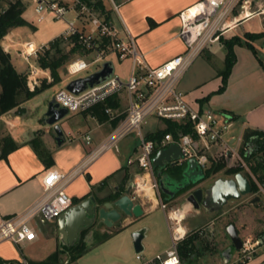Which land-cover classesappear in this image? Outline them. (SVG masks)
<instances>
[{
  "label": "crops",
  "instance_id": "obj_1",
  "mask_svg": "<svg viewBox=\"0 0 264 264\" xmlns=\"http://www.w3.org/2000/svg\"><path fill=\"white\" fill-rule=\"evenodd\" d=\"M11 1L12 0H8L6 5L8 6ZM62 1L64 3H69V0ZM100 1H102L104 5V9L97 6L100 14L111 19L116 24L112 15L110 3L105 0ZM199 1L200 0H119L120 11L118 15L121 24L117 26L122 36H126L129 31L135 37L138 52L143 55L144 60L149 65L156 66L185 51L186 42L184 37L180 34L182 28L180 13ZM258 1L259 0H252L246 8H243V4L237 6L226 19L227 28L222 33V39L212 43L217 44L233 36H239L243 40L251 42L258 51V55H256L253 50L246 45H235L234 50L237 55V61L233 66L225 91L216 93L222 84L220 70L212 74L214 76L209 75L204 77L203 73L199 72L196 68L192 69L195 63L202 58V53L205 49L183 74L177 85L178 89L184 93L186 100L195 108H200L201 110L212 109L219 113H225L227 116L231 117L232 126L228 129L225 136L230 141L235 137H242L239 143L240 148L243 147V136L246 129H258L264 132V36L255 40H250L247 37V33L263 32L264 28L259 31H252L246 28L243 30L239 29L255 16H262L264 21V9L255 10L252 6L253 2H256L255 4L260 6L259 8L263 7ZM70 13H73V16L68 18V14ZM68 14L66 16L67 19L74 20L78 27L84 31L89 30V22L86 17L79 16L76 10H70ZM19 27L20 26H17L11 29L8 34L4 36L1 41L2 47L6 52L10 53L12 62L19 72L28 76L32 67L38 69V79L35 87H40L44 83L48 85L52 81L50 70L44 69L39 66V64H36V62H33V59H36L37 56H30L27 60L20 54L22 44L28 41L22 42L17 38V29ZM66 27L58 32L53 39L62 36ZM46 45L48 47V44ZM71 45L74 46L75 41H73ZM17 46L19 47L17 48ZM19 48L20 50H18ZM85 50L86 54L80 52L76 53L71 61L78 58L90 61L95 55V52L87 49ZM109 56L115 57L118 61L126 62L124 71L117 73L115 63L111 60L115 66V73L120 75L124 80H127L133 64L132 57L128 56L124 59H120L114 52H110L108 54V57ZM67 73V76L61 75L62 81L55 84L58 86V89L66 87V85L75 78L83 77L79 75L72 76L69 72ZM28 85L31 90L35 88H32L29 82ZM52 86H49L31 99L23 102L21 105L23 108L22 113L18 112L15 108L0 116V126L2 125L0 128V143L4 136L11 135L19 144V147L11 151L7 158L0 159V222L3 218L25 211L42 196V180L47 171L58 169L68 173L88 161L83 172L67 185V192L73 199L82 200L89 196H95L101 201L120 189H124L122 192L123 194L129 184H132L134 181H140L142 185V190L139 192L140 194L137 195L135 191H132L131 195H134L136 202L142 204L144 214L140 217H128L125 215L123 219L117 222L113 227L102 224L103 227L100 229H93L92 235H85V241L88 244L86 253L87 251L98 250V248L103 247L105 251L107 250L108 256L109 254L114 256L116 264H122L125 253H135L132 232L142 229L144 230L145 236L143 238L144 249L141 253L146 259H150L156 254L164 252L171 245L173 235L171 225L175 220L172 216V212L178 210L180 225L185 229V232L181 233L184 234L183 239L188 235L196 233L199 240L201 239L204 243L201 244L199 240L197 241L198 251L188 263H195V258L200 256L199 248L201 246H203L204 249H209V239H207V237L209 238L210 236L199 235V232H203L202 229H204L205 226H209L211 230L212 235L210 238L217 240V242L223 241L221 247L216 245L211 248V253L215 255L213 264H224V261L236 257L238 249L236 254H234L233 247L231 246L232 240L228 233L227 235L225 234V236L216 233V230L224 226L222 223L214 225L219 216L213 218L211 221H205L203 219L204 213L207 212L206 214H208L212 212L211 208L205 207V212L202 207L197 209L187 200H183L182 203L179 204L178 200L180 197L174 198L171 195L164 196L161 192L162 195H160L159 191L153 187L154 196L147 195L146 189L144 188L148 180L146 176L142 178V169L138 166L136 161L141 151L140 140L139 142L136 140L137 135H127L119 141L122 142L120 145L118 143V147L115 148V150H108L101 153L96 158L89 160L91 152L110 135L115 126L112 120H97L98 118L95 117L90 110H86L69 113H85L86 115L83 114L85 119L88 120V118H91L96 124L92 126L88 124L87 121L86 123L82 122L80 125L72 126L69 122L64 121V125L61 124V126L65 133V140L62 144H59L56 140L53 126L47 123L43 114L44 111L41 106H39V101L36 100L39 95ZM208 96L210 98L205 100ZM108 100L113 103L116 102L118 106L108 105L106 108L109 107L117 115L126 113L129 105V94L126 89L111 95L103 102ZM154 116L162 121V127L148 130L144 134L146 136L167 127L166 119H162L156 115ZM148 118L149 117H147V119ZM147 119L143 123L147 122ZM237 121L241 122V131L239 134H236L234 130ZM88 136L91 138L90 143H87ZM36 139L40 146L33 145L32 141ZM45 151L49 152L51 155L48 162L45 161L39 153L45 154ZM111 174L113 175L109 177ZM261 174L262 173L259 172V174L255 175L259 179ZM219 176L228 177L224 172L219 173ZM107 177H109L107 183L103 184V181ZM253 194L254 193H252V199L256 196H260V194ZM160 197L167 203L166 209L161 207L159 201ZM259 201L256 202L259 203ZM256 202H251L250 204L255 205ZM159 208L163 210V219L161 215H159V219H152V214ZM225 214L223 213V215ZM231 223L233 222H229V224ZM236 225L237 224H235V226ZM103 234H108L109 237L106 240L99 241L98 236H102ZM262 235L263 234H260L255 238V240H260V243L255 245L254 250H256L257 253H255L252 260L253 264H264V257L259 255L264 249V238ZM156 236H162L163 239H167V242L162 247L154 249V237ZM117 237L121 239V243L118 245L111 243V245H109V242H112ZM88 242L92 245L90 246ZM62 244L58 219L53 222L39 223L37 226V237L32 241L15 243L7 240L0 242V264H23V261L28 259L35 261L43 260L59 247L63 248ZM111 259H113V257ZM111 259H109L110 263L112 262ZM186 261H188V259H181V264H187ZM66 263L68 264V262Z\"/></svg>",
  "mask_w": 264,
  "mask_h": 264
},
{
  "label": "built area",
  "instance_id": "obj_2",
  "mask_svg": "<svg viewBox=\"0 0 264 264\" xmlns=\"http://www.w3.org/2000/svg\"><path fill=\"white\" fill-rule=\"evenodd\" d=\"M7 1L0 0V14L6 11ZM32 1L39 22L45 20L48 14L58 19H64L67 22V27L62 36L76 37L77 43L85 49L95 52L91 61L83 58L71 61L68 65L70 75L77 76L92 65L106 61L110 52L116 53L120 59L128 56L133 59L127 80L114 73L106 81L90 86L80 93H73L63 87L54 96L60 106L66 107L69 112H81L89 110L123 89L127 90L129 105L125 117L118 122L110 135L91 152L89 160L103 152L117 148L121 139L135 131L141 143V151L136 161L142 169V178L149 175L152 187L158 191H160L159 183L156 179L152 158L159 148L176 142L181 147L183 155L180 161L195 157L200 167L205 171L213 162L221 159L226 160L229 165L240 166L243 171L249 173L257 185V190L252 191L253 195L264 194L263 184L241 153L239 143L242 137H235L230 141L225 136L232 126L231 117L212 109L195 108L186 100L184 93L177 86L183 74L206 46L220 39L227 28L226 19L235 8L242 4L243 8H246L252 0H200L181 11L180 34L185 39L186 49L183 53L156 66H151L144 60L143 55L138 52L135 37L129 31L126 36H122L118 26L111 19L100 14L96 4L97 0H69V3H64L62 0ZM105 1H108L119 13L120 3L117 0ZM70 10H76L79 16L88 19V31L78 27L74 20L67 19L66 16ZM46 48V44L38 46L34 42L28 41L22 44L20 54L28 60L30 56L38 57ZM37 71L36 67H32L28 75V82L32 88L35 87L38 79ZM105 110L110 120L118 116L109 107ZM150 115L190 126L192 130L186 133L180 132L178 137L167 133L160 142L147 139L141 127ZM90 140L91 138L88 136L87 143H90ZM87 163L88 161L68 173L58 169L47 171L42 180V196L25 211L1 220L0 242L7 240L15 243L32 241L37 237L39 223L56 221L74 204L73 198L67 192V185L83 172ZM132 186V191H135L137 195L140 194L139 192L142 190L140 181H134ZM132 197L134 198V195ZM159 201L161 207L166 209L167 203L161 197ZM174 212L178 213V210H174ZM174 221L175 223L171 225L173 229L171 245L164 252L158 253L150 259L143 257L142 253H137L138 264H181L179 243L184 234L177 231V224L180 223V220L177 218ZM259 243L260 240H243L241 250L244 252V256L240 262L244 264L247 259H250L251 250H254L255 245ZM23 264H29L28 260H24Z\"/></svg>",
  "mask_w": 264,
  "mask_h": 264
},
{
  "label": "trees",
  "instance_id": "obj_3",
  "mask_svg": "<svg viewBox=\"0 0 264 264\" xmlns=\"http://www.w3.org/2000/svg\"><path fill=\"white\" fill-rule=\"evenodd\" d=\"M96 4L99 8L104 9L102 1L99 0L96 2ZM24 11L25 4L22 0H12L7 6L6 11L0 14V116L15 108L18 112L22 113L23 108L21 107V105L23 102L31 99L49 86L62 81V73H60V68L66 63H69L74 58V55L76 53L80 52L82 54H86L85 48L81 44L76 42V37H56L55 39L50 41L46 50L38 56L39 66L44 69L50 70L52 81L48 85L44 83L42 86L35 87L33 90H31L28 85V76L17 70L12 62L10 53L6 52L1 44L4 36L7 35L11 29L28 23V21L23 16ZM263 36L264 31L259 33H247V37L250 40H255ZM220 39H222V35L220 36ZM73 41H75V45L72 46L69 50H66L64 44L67 42L72 43ZM224 42L226 43L228 49L226 55V68L221 72L222 84L216 91V93H222L227 87L229 76L235 62L237 61V55L234 50L235 45H246L251 48L256 55H258V51L254 47V45L249 41L243 40L239 36H233L232 38L225 39ZM209 98L210 97L208 96L205 100H208ZM108 105L118 106L116 102L113 103L108 100L106 102H101L93 106L89 110L99 120H106L109 119V115L105 110L106 106ZM125 115L126 113H121L115 119H113L112 122L114 126H116L118 122L123 117H125ZM166 123V128L151 133L147 135L146 138L160 142L167 133H172L175 137H178L180 132L186 133L192 130L190 126L178 124L170 120H166ZM32 143L34 146H40L37 139L33 140ZM18 147L19 144L13 139L11 135L4 136L2 138V142L0 143V159L7 158L8 154ZM39 153L45 161L48 162L50 160L51 155L49 152L45 151V154L41 152ZM241 153L244 155L246 161L250 164L251 170L256 175L259 174V172L262 173L259 176V180L264 185V159H261L264 156V132L258 129H246L243 136V147L241 148ZM170 169L175 174H179L181 172L180 166L171 167ZM240 171L243 172V168H241L240 166L229 165L226 160L221 159L213 162L212 165L205 170V173L206 178H210L212 176H218L221 172H224L226 175H232ZM113 174H111L109 177H111ZM109 177H107L103 181V184L107 183ZM250 180L254 192L257 190V185L251 179V177ZM123 191L124 189H120L108 195L101 201L119 197L120 195H122ZM73 201L74 203H78L81 200L73 199ZM85 235L86 232L84 231L80 240L75 245L67 246L62 244L63 248L59 247L47 258L39 261L28 259V262L29 264H63L62 255L66 252L70 253L72 255V259L76 261L86 252L88 248V245L85 241ZM108 237V234H103L102 236H98V240H106ZM198 240L199 237L195 233L186 236L179 243V252L181 255V259L190 260L195 255V253L198 251ZM199 241L201 244H203L201 239Z\"/></svg>",
  "mask_w": 264,
  "mask_h": 264
},
{
  "label": "water",
  "instance_id": "obj_4",
  "mask_svg": "<svg viewBox=\"0 0 264 264\" xmlns=\"http://www.w3.org/2000/svg\"><path fill=\"white\" fill-rule=\"evenodd\" d=\"M115 73L113 61L107 60L103 66L89 75L78 77L71 80L66 88L73 93H80L90 86L100 84L111 78ZM69 113L66 107H61L55 97L50 101L48 110L45 113L46 121L53 126L56 140L62 144L65 140V133L60 121ZM181 147L176 142H171L166 147L159 148L152 163L157 175L160 178V185L164 182L175 189L177 192H183L185 199L192 203L195 208H211L210 204H217L216 209L223 208L230 200L241 199L252 193L253 188L250 179L243 173L237 172L228 177L218 176L206 189L200 186V182L207 181L205 171L200 167L195 157L185 161ZM264 159V158H263ZM180 166L181 172L175 174L170 168ZM133 186L129 184L125 192L119 197L106 201H99L95 196H89L78 203H74L67 211L58 218L60 240L64 245H75L79 240L81 233L92 225L104 224L113 227L120 222L126 215L128 217H140L144 214L141 203L136 202L132 197ZM176 192L172 193V197ZM260 196L252 199V203L259 201ZM227 233L230 236L236 249L243 247V239L235 224L227 226ZM93 234L90 230L86 236ZM144 230H135L132 232L133 245L136 253H141L144 249L143 238Z\"/></svg>",
  "mask_w": 264,
  "mask_h": 264
},
{
  "label": "rangeland",
  "instance_id": "obj_5",
  "mask_svg": "<svg viewBox=\"0 0 264 264\" xmlns=\"http://www.w3.org/2000/svg\"><path fill=\"white\" fill-rule=\"evenodd\" d=\"M25 3V12H24V16L27 19L28 23L25 25H21L17 31H18V39L23 41H34L38 46L42 45V44H49L50 41L53 40V37L60 32L62 29H64V27L67 26V23L64 19H58L55 18L53 15L48 14L45 18V20L39 22L37 20V13L35 12L34 9V3L32 0H23ZM119 2V0H117ZM260 5H262L263 7L259 8V5H256V2H253L252 6L254 7L253 9L255 10H261L264 9V0H259L258 1ZM109 3V2H108ZM110 8L112 10V15L114 18V21L116 22V25H120V18L118 13L113 9V7L110 4ZM73 16V13L68 14V18H71ZM249 29V30H263L264 28V21L262 19V16H255L253 17L251 20H249L248 22H246V24L244 26H241L239 29L243 30V29ZM66 50H69L72 45L71 43L67 42L64 44ZM19 46H17L18 48ZM20 50V48L18 49ZM227 45L225 42H218L217 44H208L204 50V52L202 53V60H198L195 65L192 67V69H197L199 72L203 73L204 77L206 76H214L212 74H215V72L217 71H223L226 68V55H227ZM75 56V55H74ZM95 56V55H94ZM93 56V58H94ZM92 60V58H91ZM90 60V61H91ZM107 60H113L116 66V72L117 73H121L124 71V69L126 68V62L123 61H118L115 57L113 56H109L107 57ZM33 62H36V64L38 63V57H36V59H33ZM105 61H101L97 64L92 65L88 70L83 71L82 73L79 74V76H86L87 74H90L96 70H98L99 68H101L103 66ZM68 64L66 63L64 66H62L60 68V73H62V75L67 76V72H68ZM191 69V70H192ZM61 82V81H60ZM59 83V82H58ZM57 84V83H56ZM58 86H56L55 84L50 87L47 91H45L44 93H42L41 95H39L36 100L39 101V106H41L42 110L44 111L43 114L45 116L46 111L48 110V105L50 103V101L54 98L56 92L58 91ZM193 106V105H192ZM42 114V115H43ZM85 114V113H83ZM79 113V114H74V113H68V115H66L61 121L60 124L64 125V121L69 122L72 126H77L80 125L82 122H87L90 125H95L96 122L94 120H92L91 118H88V120L85 119V116ZM86 115V114H85ZM99 120V119H97ZM2 127V125L0 126V128ZM159 127H162V121H160L158 118H156L154 115L149 116V118L147 119V122L142 123V127L141 130L143 132V134H145L148 130H154L157 129ZM234 130L236 132V134H239L241 131V122L237 121L235 126H234ZM129 135H137L136 132L134 131L133 133L129 134ZM128 135V136H129ZM136 140L139 142V136H136ZM122 142V141H121ZM121 142H119V145L121 144ZM113 150H115V148H113ZM248 163V162H247ZM243 173H245V175L250 179V175L248 172L243 171ZM219 176V175H218ZM216 176H212L210 177L207 181H204L202 183V185L207 189L210 184L214 181V178ZM253 180V179H252ZM254 181V180H253ZM160 193V191H159ZM160 195H162L160 193ZM260 196L262 197L261 200L254 204H250L251 203V197H252V193L244 196L241 199H233L230 200L223 208L220 209H216L217 206L215 207H211V211L210 213L206 214V208L202 207V209L206 212L204 213V220L205 221H211L213 218H216L217 216L218 219L215 222L216 224L214 225H218V223H222L224 226L222 228H219L218 230H216V233L220 234V235H227V231L226 228L229 224V222H233L235 224H237V228L238 231L240 232V236L243 240H247V239H251L252 241H255V238H257L260 234H263V238H264V194L260 193ZM183 200L185 199V195L180 196L178 203L181 204ZM223 213L225 215H223ZM159 215L162 216L163 219V210L162 208H159L154 214H152V219H159ZM175 223V221L173 222V224ZM227 223V224H226ZM96 227V228H95ZM101 227H103L102 224H99L97 226L92 227L90 230L93 229H100ZM220 227V226H219ZM206 228V229H205ZM94 231V230H93ZM97 231V230H96ZM99 231V230H98ZM203 232H199L200 236L201 235H209L211 237L212 233L211 230L209 228V226H205L204 229H202ZM208 238L209 239L208 243H209V249H204L203 246H201L199 249V253L200 256L195 258V263L194 264H213V260H215V255H213L211 253V248L215 247L216 245H219V247H221V243L223 242L222 240L219 242H217V240H213V238ZM154 244H153V248H160L162 247L166 242L167 239H163L162 236H156L154 237ZM125 241V240H124ZM89 245L91 246L92 244H90V242H88ZM112 244H119L121 243V239L119 237L115 238L112 242H109V245ZM87 244V243H86ZM169 244V243H168ZM204 244V243H203ZM88 245V244H87ZM108 246V244H107ZM106 246V247H107ZM231 246L233 247V253L236 254V247L233 245V243L231 242ZM86 247V245H85ZM110 248V247H109ZM255 249V248H254ZM107 251V250H106ZM104 250V248H98L92 251H87V253L83 254V256H81L78 260L74 261L72 259V255L70 253H63L62 255V263L63 264H67L66 262H68V264H116V259H114V256L110 255L108 256V253ZM111 251V249H110ZM129 251V250H128ZM130 253V252H129ZM129 253H125L123 256V260H122V264H138L139 261L136 258V252L132 254V252ZM256 250H251L250 255L251 258L250 259H245L246 262L244 264H253L252 260L254 258ZM260 256L264 257V249L262 250V252L259 254ZM244 256V252L240 249L237 251L236 257H234L233 259H230L228 261H224V264H243L242 262H240V259ZM109 257H113V259L109 258ZM109 259H111V263L109 262ZM121 260V259H119ZM187 264L188 261H186ZM185 262V263H186Z\"/></svg>",
  "mask_w": 264,
  "mask_h": 264
},
{
  "label": "flooded vegetation",
  "instance_id": "obj_6",
  "mask_svg": "<svg viewBox=\"0 0 264 264\" xmlns=\"http://www.w3.org/2000/svg\"><path fill=\"white\" fill-rule=\"evenodd\" d=\"M263 158H264V156H263L261 159H263ZM155 174H156V178H157L158 183H159V190H160V192H161L162 194H164V196H169V195L172 196V193H173V192H176L175 196H173V197H174V198H177V197H180V196L183 194V192H177L175 189L169 187V186L166 184V182H164L163 186H161V185H160V178H159L158 175H157V170L155 171ZM262 184H263V183H262ZM199 185H200V186H203V185H202V182H200ZM263 186H264V185H263ZM203 187H204V186H203ZM215 206H217V204H214V203H211V204H210V207H215ZM94 226H96V224H95V225H92V226L89 227L87 230H85L86 235H87V233L89 232V230H90L92 227H94ZM82 234H83V233H81V236H82ZM81 236H80V238H81Z\"/></svg>",
  "mask_w": 264,
  "mask_h": 264
},
{
  "label": "bare ground",
  "instance_id": "obj_7",
  "mask_svg": "<svg viewBox=\"0 0 264 264\" xmlns=\"http://www.w3.org/2000/svg\"><path fill=\"white\" fill-rule=\"evenodd\" d=\"M146 178H147V180H148V182H146L147 184L145 185V188L144 189H146V192H147V195L148 196H154V190H153V188H152V186H151V184H150V177H149V175H146ZM142 186V185H141ZM156 201V200H155ZM172 216L175 218V219H179V213H175L174 211L172 212ZM177 227H178V233H184L185 231V229H184V227L183 226H181L180 225V223L179 224H177Z\"/></svg>",
  "mask_w": 264,
  "mask_h": 264
}]
</instances>
